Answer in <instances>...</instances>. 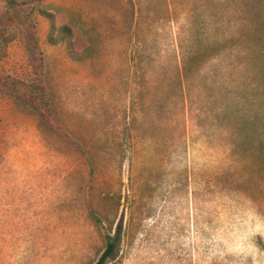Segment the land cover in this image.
I'll return each instance as SVG.
<instances>
[{
	"label": "rangeland",
	"instance_id": "374dc122",
	"mask_svg": "<svg viewBox=\"0 0 264 264\" xmlns=\"http://www.w3.org/2000/svg\"><path fill=\"white\" fill-rule=\"evenodd\" d=\"M33 7L55 127L0 94V264H95L118 226L107 264H264V0ZM22 35L0 78L31 84Z\"/></svg>",
	"mask_w": 264,
	"mask_h": 264
},
{
	"label": "trees",
	"instance_id": "16d2710c",
	"mask_svg": "<svg viewBox=\"0 0 264 264\" xmlns=\"http://www.w3.org/2000/svg\"><path fill=\"white\" fill-rule=\"evenodd\" d=\"M34 1L21 0L17 2L15 0H6L7 11L0 15V38H2L4 29L8 27L16 28L23 34L22 36L26 41L30 64L36 74L37 81L31 84H25L9 77L0 78V94L12 98L21 106L25 107L41 124L54 128L55 119L53 118L51 105L41 80L43 57L37 45L36 27L31 20V16L35 11V7H33ZM30 6L31 8L26 13L23 12L25 8ZM12 13L15 14L14 18ZM21 17L26 21V25L17 23V18ZM120 232L121 227L118 226L114 236H106L105 249L95 264H107V261L114 259L116 249L120 243Z\"/></svg>",
	"mask_w": 264,
	"mask_h": 264
}]
</instances>
